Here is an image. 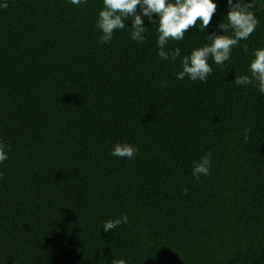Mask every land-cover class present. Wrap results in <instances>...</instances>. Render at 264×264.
<instances>
[{"label": "trees", "instance_id": "obj_1", "mask_svg": "<svg viewBox=\"0 0 264 264\" xmlns=\"http://www.w3.org/2000/svg\"><path fill=\"white\" fill-rule=\"evenodd\" d=\"M6 2L0 264H264V96L233 82L264 47V0H252L256 30L206 83L175 78L179 59L156 55L155 26L144 44L129 30L100 45L102 0ZM215 2L206 32L221 34L226 0ZM205 42L189 29L168 47L187 55ZM117 142L134 158L110 155ZM207 152L211 174L196 180Z\"/></svg>", "mask_w": 264, "mask_h": 264}, {"label": "clouds", "instance_id": "obj_2", "mask_svg": "<svg viewBox=\"0 0 264 264\" xmlns=\"http://www.w3.org/2000/svg\"><path fill=\"white\" fill-rule=\"evenodd\" d=\"M67 2L80 7L87 4L88 0H67ZM7 7L6 0H0V8ZM253 7L252 0L247 2L246 0H226V15L216 25L221 34H216L206 32L217 9L215 0H102L96 18V28L99 31L97 42L100 45L110 44L117 31L130 30V39L138 45L144 44L147 33L155 26L156 55L161 61L174 63L179 59L180 70L175 73V78L177 80L187 78L192 82L206 83L213 72L211 64L219 66L229 61L233 49L240 46L242 41H247L256 30L260 21ZM145 18L151 28L145 26ZM189 29L204 32L206 42L192 48L187 55H182L180 47H168L169 41H183ZM242 51L247 53L246 44L242 45ZM233 82L236 86L254 85L264 96V47L253 49L247 74L235 76ZM167 86V80L160 82L161 88ZM245 136H247L246 130ZM137 152L138 148L131 143L117 142L110 155L131 160ZM7 159V145L0 141V164ZM211 167L212 153L207 152L193 163V178L199 180L201 176H209ZM184 191L186 192L187 189ZM121 224H128L126 215L104 221L101 230L109 233ZM111 264H129V260L113 258Z\"/></svg>", "mask_w": 264, "mask_h": 264}]
</instances>
